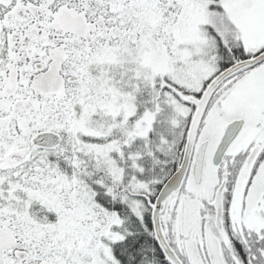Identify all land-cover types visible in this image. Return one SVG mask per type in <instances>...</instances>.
<instances>
[{"label":"snow or ice","instance_id":"obj_1","mask_svg":"<svg viewBox=\"0 0 264 264\" xmlns=\"http://www.w3.org/2000/svg\"><path fill=\"white\" fill-rule=\"evenodd\" d=\"M0 264H264V0H0Z\"/></svg>","mask_w":264,"mask_h":264}]
</instances>
